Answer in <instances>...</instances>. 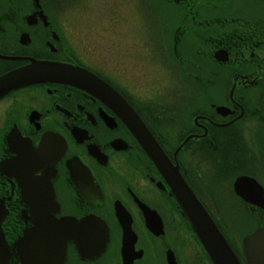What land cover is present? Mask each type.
I'll return each instance as SVG.
<instances>
[{"label":"flooded vegetation","instance_id":"obj_1","mask_svg":"<svg viewBox=\"0 0 264 264\" xmlns=\"http://www.w3.org/2000/svg\"><path fill=\"white\" fill-rule=\"evenodd\" d=\"M37 1L39 8L34 0H0V74L32 58L82 68L114 89L243 264L237 247L264 226V0H151L170 17L159 42L182 72L184 91L165 105L135 101L122 84L81 61L80 52L96 57L95 44L80 36L72 41L57 17L66 16L73 1ZM143 1H136L139 8ZM109 27L113 32L114 24ZM97 93L86 83L59 80L20 86L0 97V160L21 153L18 147L36 149L43 142L47 152L39 165L44 170L49 160L54 170L51 177L45 172L59 206L54 216L94 215L106 226L103 248L96 247L105 234L99 228L91 242L66 241L63 257L47 264H167L169 252L182 264L169 233L172 215L211 264L120 109ZM11 131L20 138L8 146ZM16 178L0 173V197L10 196V220L3 228L9 244L33 226L35 201L47 196L41 181L28 180L25 206ZM233 215L237 223L228 228L225 217ZM41 248L30 252L38 258ZM8 264H21L13 246Z\"/></svg>","mask_w":264,"mask_h":264},{"label":"water","instance_id":"obj_2","mask_svg":"<svg viewBox=\"0 0 264 264\" xmlns=\"http://www.w3.org/2000/svg\"><path fill=\"white\" fill-rule=\"evenodd\" d=\"M34 1L36 7L39 8L38 1ZM59 80L86 83L89 87L97 90L99 93L97 94L101 98L111 101L120 109L121 118L164 178L180 214L200 242L211 264H241L202 204L180 177L177 167L166 158L148 130L122 97L95 75L79 67L69 69V66L63 64L30 58L26 64L0 74V97L9 90L20 86ZM14 133L15 136L11 131L7 137L8 146L11 145V142L16 145L19 141V133L17 131ZM39 144L40 146L36 149L18 147V151L21 153H17V155L14 153L12 156L0 160V173L17 177L15 182L18 187L19 201L25 206L30 200L27 193L29 189L28 180H34L36 185L41 184L37 180L41 181L47 194L45 199L41 201L43 206L40 204L41 202L35 201L37 213L32 215L33 226L24 228L20 236L11 244L7 242V233L3 229L7 226L6 222L10 220L8 209L5 206V200H10V196L0 197V264H8L11 246L15 248L19 263L47 264L50 259L63 257L65 243L68 240L77 244L78 242H91L99 236V228L105 229V234L96 247L103 248L106 240V226L101 219L94 215H87L78 219L72 216H54L59 206L54 199L48 176L45 175V172L49 171L51 177V172L54 170L49 166V160L43 165L44 170L39 165V162L42 161L40 160L42 154L47 152L44 143ZM76 160L80 163L78 159ZM66 166L69 172L72 171L71 161H67ZM38 170H42L41 173L34 175ZM142 206L144 205L142 204ZM122 209L125 212L123 207ZM22 212L23 209L21 214ZM121 213L119 210V214H117L119 219H121ZM91 227L96 232L88 236V229ZM40 245H42L40 250L42 254L36 258L30 250ZM54 250H57L56 254L52 253ZM240 251L243 264H264V226L254 229L242 238ZM166 260L167 264H177L172 252L167 253Z\"/></svg>","mask_w":264,"mask_h":264},{"label":"rangeland","instance_id":"obj_3","mask_svg":"<svg viewBox=\"0 0 264 264\" xmlns=\"http://www.w3.org/2000/svg\"><path fill=\"white\" fill-rule=\"evenodd\" d=\"M68 1L75 5L66 7V16L57 15L63 27L67 26L68 37L74 41L80 36L95 44L93 53L96 57L80 52L81 61L122 84L135 101L165 105L171 102L176 91H184L180 83L182 72L179 73V68L177 71L172 57L170 60L165 56L163 44L159 42L170 23L164 9L153 6L151 0H144L141 8L136 4L137 0ZM109 23L114 24L113 32ZM189 45L192 47L190 42ZM216 176L214 180L218 181L219 176ZM225 219L228 228L237 223L235 215ZM170 221L169 233L177 244L175 249L182 264H208L184 223L173 215ZM237 250L240 252L239 246Z\"/></svg>","mask_w":264,"mask_h":264}]
</instances>
